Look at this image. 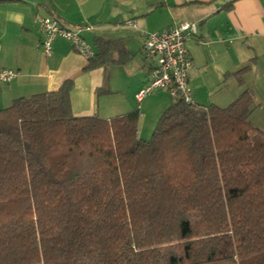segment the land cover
<instances>
[{
	"label": "trees",
	"instance_id": "16d2710c",
	"mask_svg": "<svg viewBox=\"0 0 264 264\" xmlns=\"http://www.w3.org/2000/svg\"><path fill=\"white\" fill-rule=\"evenodd\" d=\"M94 46L88 69L133 60ZM73 88L0 110V264H264L251 90L225 108L172 102L146 140L138 110L75 117Z\"/></svg>",
	"mask_w": 264,
	"mask_h": 264
},
{
	"label": "crops",
	"instance_id": "0c3cea01",
	"mask_svg": "<svg viewBox=\"0 0 264 264\" xmlns=\"http://www.w3.org/2000/svg\"><path fill=\"white\" fill-rule=\"evenodd\" d=\"M36 14L57 17L72 28L92 26L93 30L83 31L82 36L96 52L94 40L100 37L120 42L133 60L122 66L88 69L90 61L64 38H57L52 55L46 56ZM124 21H134L137 29L116 28ZM185 22L198 26L197 34L187 41L193 62L189 80L196 104L201 105L197 100L205 101L206 94L211 104L225 108L249 89L256 100L250 121L264 132V0L0 2V69L20 74L14 82L0 85V110L16 99L57 91L64 82L74 81L71 104L75 117L109 120L138 110L139 136L145 139L143 131L149 122L157 125L161 112L172 102L165 103L161 95L137 101L136 95L148 83L152 69L141 58V33L162 32ZM248 66L240 84L235 74ZM217 91L221 95H216Z\"/></svg>",
	"mask_w": 264,
	"mask_h": 264
},
{
	"label": "built area",
	"instance_id": "2783aa9c",
	"mask_svg": "<svg viewBox=\"0 0 264 264\" xmlns=\"http://www.w3.org/2000/svg\"><path fill=\"white\" fill-rule=\"evenodd\" d=\"M35 22L41 27L43 39L41 49L46 56L53 53V43L57 38L70 41L77 54L91 61L97 52L82 36V32L93 30L92 26L68 27L57 17L35 15ZM134 28V21H124L116 24V28ZM196 23L185 22L157 33L142 32V52L152 60L150 78L146 86L136 95L141 103L147 96L156 91H167L172 102L182 101L196 104L189 75L193 62L187 47V41L196 35ZM20 76L11 69H0V85L14 82Z\"/></svg>",
	"mask_w": 264,
	"mask_h": 264
},
{
	"label": "rangeland",
	"instance_id": "374dc122",
	"mask_svg": "<svg viewBox=\"0 0 264 264\" xmlns=\"http://www.w3.org/2000/svg\"><path fill=\"white\" fill-rule=\"evenodd\" d=\"M141 58L144 60V63H146L147 65H149V64H152V60L151 59H149V58H146V56H141ZM208 76V77H207ZM205 78H206V80H207V82H208V79L210 80V76H209V74L207 75ZM192 86V85H191ZM192 88H193V86H192ZM152 95H155V96H157V95H161V99H163V100H165V103H168V104H170L172 101H171V98H170V95H169V93L167 92V91H156L155 93H153ZM216 95H221V91L219 92V91H217L216 92ZM197 102L199 103V104H201V105H210L211 104V101L210 100H207L206 99V94H205V101H203L202 99H200V100H197ZM163 112H161V114H162ZM161 114H160V116H161ZM159 116V117H160ZM152 123H153V126H152ZM151 123V125H150V122H149V126H147V129L145 130V131H143V137L146 139V140H149L150 138H151V136H152V133H153V131H154V128H155V126H156V122H152ZM152 127V128H151Z\"/></svg>",
	"mask_w": 264,
	"mask_h": 264
}]
</instances>
